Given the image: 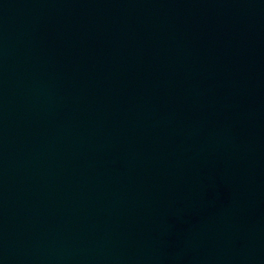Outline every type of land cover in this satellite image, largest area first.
<instances>
[{"label":"water","instance_id":"obj_1","mask_svg":"<svg viewBox=\"0 0 264 264\" xmlns=\"http://www.w3.org/2000/svg\"><path fill=\"white\" fill-rule=\"evenodd\" d=\"M0 264H138L74 0H0Z\"/></svg>","mask_w":264,"mask_h":264}]
</instances>
